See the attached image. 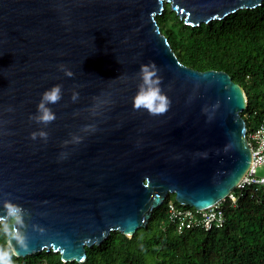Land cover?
Returning a JSON list of instances; mask_svg holds the SVG:
<instances>
[{"label": "water", "instance_id": "obj_1", "mask_svg": "<svg viewBox=\"0 0 264 264\" xmlns=\"http://www.w3.org/2000/svg\"><path fill=\"white\" fill-rule=\"evenodd\" d=\"M261 2L0 0V202L28 213L16 257L45 250L83 263L85 248L110 232L131 237L145 228L170 194L195 210L228 196L251 162L246 95L223 71L182 65L155 16L167 3L195 26ZM149 63L170 100L163 114L133 108L139 66ZM55 84L56 119L44 128L47 142L33 141L43 126L29 116ZM85 125L95 131L81 132ZM71 134L81 142L65 144Z\"/></svg>", "mask_w": 264, "mask_h": 264}, {"label": "trees", "instance_id": "obj_2", "mask_svg": "<svg viewBox=\"0 0 264 264\" xmlns=\"http://www.w3.org/2000/svg\"><path fill=\"white\" fill-rule=\"evenodd\" d=\"M155 21L182 65L199 72L223 71L240 85L247 98L242 117L255 110L257 100L264 101V0L254 9L195 26L185 24L166 4ZM165 203L131 237L110 232L99 245L85 248L83 263H63L58 252L43 250L14 256V264H264L263 193L246 194L235 207L226 200V223L211 231L177 233L167 221ZM4 244L0 235V246Z\"/></svg>", "mask_w": 264, "mask_h": 264}, {"label": "clouds", "instance_id": "obj_3", "mask_svg": "<svg viewBox=\"0 0 264 264\" xmlns=\"http://www.w3.org/2000/svg\"><path fill=\"white\" fill-rule=\"evenodd\" d=\"M57 70L63 72L66 77L71 78L73 76V72L64 64L57 65ZM158 72L159 70L154 63L142 64L139 66L138 77L140 82L137 85V90L133 96L134 109H143L152 115L163 114L168 110L170 100L161 90V77ZM78 97L79 93L74 91L72 93L71 100L75 102ZM61 99L62 85L60 84H55L41 93L40 99L36 104L35 114H31L29 119L33 123L42 125L43 127L31 132L29 134V139L33 141L39 139L47 142L49 134L44 130V128L56 119L55 113L52 111L50 105L56 104ZM98 106L99 105L94 106V114L95 108ZM80 131L83 133H89L95 131V126L85 125ZM82 138L83 137L81 135L71 134L70 140H67L64 143L78 144L81 142ZM65 157L66 153H61V158L63 159ZM27 215V210L10 200L5 199L0 202V235H2L5 239V244L0 246V264H14L13 257L16 255L15 246H19L21 248L26 247L23 230L27 226L25 223ZM35 227L36 226L33 225L34 229Z\"/></svg>", "mask_w": 264, "mask_h": 264}, {"label": "built area", "instance_id": "obj_4", "mask_svg": "<svg viewBox=\"0 0 264 264\" xmlns=\"http://www.w3.org/2000/svg\"><path fill=\"white\" fill-rule=\"evenodd\" d=\"M252 128L246 131V139L251 152L250 166L225 200L203 210L176 205L174 201L166 200V218L174 225L177 233L184 229L199 228L204 231L218 230L224 227L226 216L223 203L228 200L233 207L246 194L261 192L264 194V113L251 111ZM258 169L261 173L258 174Z\"/></svg>", "mask_w": 264, "mask_h": 264}, {"label": "rangeland", "instance_id": "obj_5", "mask_svg": "<svg viewBox=\"0 0 264 264\" xmlns=\"http://www.w3.org/2000/svg\"><path fill=\"white\" fill-rule=\"evenodd\" d=\"M167 3H164L163 4V9H165V5H166ZM169 8H170V10H172L171 9V7L169 6ZM163 11V10H162ZM173 11V10H172ZM171 17H172V14L170 15ZM176 16H178L177 14H176ZM183 20L185 19V17H181ZM170 23H172V22H170ZM252 108H254L255 109V111H257L258 113H260L263 109H264V101L263 100H257L254 104H252ZM243 118H244V120L246 121V125H247V127L250 129V128H252V124H253V121H252V119H251V116L249 115V114H244L243 115ZM261 173V170L260 169H258V174H260ZM169 197H170V201H174V195L173 194H170L169 195ZM260 197H262L263 198V196H262V194H260ZM169 235H170V233H169Z\"/></svg>", "mask_w": 264, "mask_h": 264}]
</instances>
